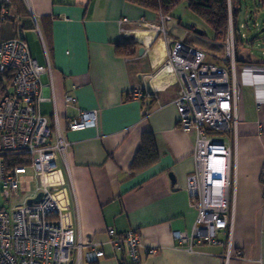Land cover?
Instances as JSON below:
<instances>
[{"label": "crops", "instance_id": "0c3cea01", "mask_svg": "<svg viewBox=\"0 0 264 264\" xmlns=\"http://www.w3.org/2000/svg\"><path fill=\"white\" fill-rule=\"evenodd\" d=\"M23 1L28 13L20 18L9 8L16 21L1 24L0 40L20 37L21 25L31 55L50 66L42 75L40 108L54 132L61 127L71 142L58 156L66 181L60 187L62 219L77 240L104 248L105 257L92 264H264V73L243 71L239 63L236 69L241 94L232 143V235L220 232L222 242H201L188 251L178 245L177 232L191 231L197 216L186 188L195 169L196 134L179 126L181 83L167 59L175 40L191 44L190 31L174 34L166 20L173 26L181 20L170 14L164 21L167 13L128 0ZM161 23L167 35L151 28ZM123 41L137 42L134 55L118 53ZM252 60L264 65V59ZM134 88L141 97L132 98ZM67 95L74 100L68 102ZM93 108L97 126L70 129V119ZM148 133L158 158L132 169ZM23 179L25 188L35 179L40 185L36 173ZM110 227L137 231L144 248L158 251L143 250L142 259L132 263L124 249L108 242Z\"/></svg>", "mask_w": 264, "mask_h": 264}, {"label": "built area", "instance_id": "2783aa9c", "mask_svg": "<svg viewBox=\"0 0 264 264\" xmlns=\"http://www.w3.org/2000/svg\"><path fill=\"white\" fill-rule=\"evenodd\" d=\"M9 13L3 6L2 19ZM167 16L163 14L164 21ZM151 28L167 35L162 23L151 24ZM234 28L231 18L226 54L219 61H209L205 51L183 40L170 44L167 61L181 83L176 99L178 123L181 129L196 134L195 169L187 177L186 188L197 216L191 231L177 232L178 245L188 251H195L201 242H222L220 232L232 235V143L237 134L241 94ZM48 68L31 55L25 39L0 41V197L11 204L8 209L0 200V264H92L105 256L101 245L77 240L73 227L62 219L60 187L66 181L58 156L70 148L71 142L61 127L54 132L51 117L40 109L43 99L40 85ZM241 69L254 75L264 73L263 64L246 63ZM130 94L139 98L142 91L134 88ZM66 100L71 102L74 98L67 95ZM55 119L56 124H61L59 116ZM98 119L96 108L84 110L70 119L68 126L70 129L97 126ZM221 133L228 138L220 136ZM9 154L29 156L31 163L9 165L5 160ZM29 167L40 179L38 191L42 197L17 207L14 201L31 188V181L25 188L23 179ZM107 232L111 246L124 249L132 263L142 259L143 250L149 254L158 251L154 246L144 248L137 231L119 232L110 227ZM230 256L231 253L226 254L227 259Z\"/></svg>", "mask_w": 264, "mask_h": 264}, {"label": "trees", "instance_id": "16d2710c", "mask_svg": "<svg viewBox=\"0 0 264 264\" xmlns=\"http://www.w3.org/2000/svg\"><path fill=\"white\" fill-rule=\"evenodd\" d=\"M128 1L134 2L138 5H142L143 7L146 8H150L168 14L170 13L169 12L171 8L170 5L176 3L179 0H128ZM184 1L186 2V5L190 10H192L197 15L203 17L206 20V22L214 29L216 40H219L223 45L225 51L224 56L226 54V41L230 32V20L232 18V23L235 27L234 29L236 36L237 63L240 64V67L246 63L261 64V63H257V61H253L250 54H248V56L244 60L240 58L238 55L239 50L237 47V42L238 41L243 42L242 40H244L243 38L246 36V33L238 29L237 26L238 11L239 9H241L242 0H184ZM258 1H259V8L264 12V0H258ZM3 6L6 7L8 10H10L9 8L17 9L19 14L18 16L20 18H23L28 13L26 9V5L23 0H10L9 3H6L4 0V4L0 7V26L3 22L7 21L8 19H12L13 21H16L14 17H11L10 13L7 14L5 19H2L1 9ZM230 10H232V12ZM246 26H247L246 23H242V27H246ZM243 33H245V36L242 35ZM10 39L13 38L1 39L0 41H6ZM247 41L255 42V39L254 38L250 40L247 39ZM136 47H137L136 41H123L117 44L118 53L123 56L134 55L136 53ZM42 113L44 112L42 111ZM146 143L147 146L143 147L137 154L132 169L138 170L143 166L155 161L158 158V151L155 147V141L152 134L150 133L146 134ZM5 160L9 165H23V164L31 163L29 156H25L24 154L22 155L9 154L5 156ZM262 179L264 180V175L262 176Z\"/></svg>", "mask_w": 264, "mask_h": 264}, {"label": "rangeland", "instance_id": "374dc122", "mask_svg": "<svg viewBox=\"0 0 264 264\" xmlns=\"http://www.w3.org/2000/svg\"><path fill=\"white\" fill-rule=\"evenodd\" d=\"M170 13L168 18H171L170 14L177 19L181 20V26H173L172 20H166L168 29L179 36H183L185 31H190L189 37L192 38L191 44L204 50L207 54L209 61H219L224 56V48L222 43L215 38L214 29L206 22V20L190 10L184 0H179L176 3L170 5ZM242 23H246V27H242ZM187 26V27H185ZM237 26L242 32L246 33V37L243 42H237L239 50L238 55L241 58H246L247 54L253 59H264V12L259 8L258 0H242L241 9L238 11ZM202 30V32L197 31ZM255 39V42H249L247 39ZM196 39V40H195ZM247 54H244V53ZM245 56V57H242ZM175 72V71H174ZM178 109V106H177ZM179 113V111H178ZM222 137H227L226 133L219 134ZM35 173L32 167H29L28 174ZM39 190L38 179L31 182L30 191L23 193L18 201H14V205L22 206L27 202L30 196L37 194ZM0 200L5 204L8 209H11L10 203H4L3 196ZM141 260V259H140Z\"/></svg>", "mask_w": 264, "mask_h": 264}, {"label": "water", "instance_id": "95a60500", "mask_svg": "<svg viewBox=\"0 0 264 264\" xmlns=\"http://www.w3.org/2000/svg\"><path fill=\"white\" fill-rule=\"evenodd\" d=\"M197 31L202 32V30H197ZM19 36H20V38H23V39H24V37H25L21 25H20V27H19ZM142 50H143V49H140V51H142ZM147 88L150 89V85H149V84H147ZM170 176H171L172 180L175 181V176H174V174H173V173H170ZM41 197H42V192H39V193L37 194L36 197L29 198V199H28V203H31V202L36 201V200H39V199H41ZM70 264H72V262H71Z\"/></svg>", "mask_w": 264, "mask_h": 264}, {"label": "clouds", "instance_id": "9594fccd", "mask_svg": "<svg viewBox=\"0 0 264 264\" xmlns=\"http://www.w3.org/2000/svg\"><path fill=\"white\" fill-rule=\"evenodd\" d=\"M105 253H106V252H105ZM104 257H105V256H104ZM102 258H103V257H102ZM99 260H100V259H99ZM99 260H98V261H99ZM94 263H95V262H94Z\"/></svg>", "mask_w": 264, "mask_h": 264}]
</instances>
